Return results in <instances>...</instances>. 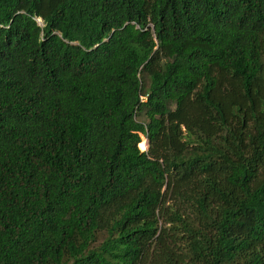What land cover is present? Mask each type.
Returning <instances> with one entry per match:
<instances>
[{
	"label": "trees",
	"instance_id": "1",
	"mask_svg": "<svg viewBox=\"0 0 264 264\" xmlns=\"http://www.w3.org/2000/svg\"><path fill=\"white\" fill-rule=\"evenodd\" d=\"M0 264H264V0H0Z\"/></svg>",
	"mask_w": 264,
	"mask_h": 264
},
{
	"label": "rangeland",
	"instance_id": "2",
	"mask_svg": "<svg viewBox=\"0 0 264 264\" xmlns=\"http://www.w3.org/2000/svg\"><path fill=\"white\" fill-rule=\"evenodd\" d=\"M141 140L143 141L142 150H146L147 149V145H148L147 140L143 136H141Z\"/></svg>",
	"mask_w": 264,
	"mask_h": 264
},
{
	"label": "clouds",
	"instance_id": "3",
	"mask_svg": "<svg viewBox=\"0 0 264 264\" xmlns=\"http://www.w3.org/2000/svg\"><path fill=\"white\" fill-rule=\"evenodd\" d=\"M145 139H146V138H145ZM146 140H147V139H146ZM147 143H148V141H147ZM147 149H148V145H147ZM147 149H146V150H147ZM142 151H144V150H142Z\"/></svg>",
	"mask_w": 264,
	"mask_h": 264
},
{
	"label": "water",
	"instance_id": "4",
	"mask_svg": "<svg viewBox=\"0 0 264 264\" xmlns=\"http://www.w3.org/2000/svg\"><path fill=\"white\" fill-rule=\"evenodd\" d=\"M144 151H146V150H144Z\"/></svg>",
	"mask_w": 264,
	"mask_h": 264
}]
</instances>
